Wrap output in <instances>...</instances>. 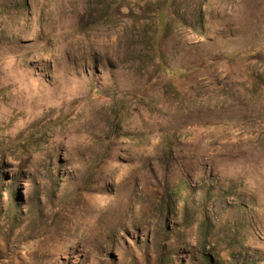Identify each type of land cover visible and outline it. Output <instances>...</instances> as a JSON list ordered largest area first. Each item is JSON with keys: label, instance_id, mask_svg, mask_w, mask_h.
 Wrapping results in <instances>:
<instances>
[{"label": "rangeland", "instance_id": "374dc122", "mask_svg": "<svg viewBox=\"0 0 264 264\" xmlns=\"http://www.w3.org/2000/svg\"><path fill=\"white\" fill-rule=\"evenodd\" d=\"M0 264H264V0H0Z\"/></svg>", "mask_w": 264, "mask_h": 264}, {"label": "trees", "instance_id": "16d2710c", "mask_svg": "<svg viewBox=\"0 0 264 264\" xmlns=\"http://www.w3.org/2000/svg\"><path fill=\"white\" fill-rule=\"evenodd\" d=\"M207 248H208V247H206L205 250H208ZM205 254H206L205 256L207 257V259L211 257L210 253L206 252Z\"/></svg>", "mask_w": 264, "mask_h": 264}]
</instances>
